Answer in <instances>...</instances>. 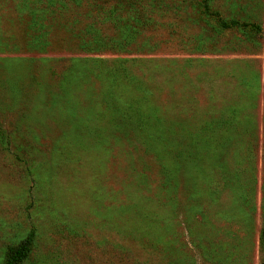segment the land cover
Listing matches in <instances>:
<instances>
[{"label": "rangeland", "instance_id": "rangeland-1", "mask_svg": "<svg viewBox=\"0 0 264 264\" xmlns=\"http://www.w3.org/2000/svg\"><path fill=\"white\" fill-rule=\"evenodd\" d=\"M263 225L264 0H0V264H259Z\"/></svg>", "mask_w": 264, "mask_h": 264}, {"label": "trees", "instance_id": "trees-1", "mask_svg": "<svg viewBox=\"0 0 264 264\" xmlns=\"http://www.w3.org/2000/svg\"><path fill=\"white\" fill-rule=\"evenodd\" d=\"M202 2L208 3V0H202ZM222 24L225 26H234L235 24H239V22L231 21L230 23H226L223 21ZM249 24L252 26V29L254 31L256 32L262 31V27L260 24L247 22V25ZM33 238H34L33 233L28 234V236L17 247L11 249L10 253L8 254L3 264H20L21 262H23L28 257L32 249ZM260 243L263 250V255L261 257L259 264H264V225L262 226L260 232Z\"/></svg>", "mask_w": 264, "mask_h": 264}]
</instances>
